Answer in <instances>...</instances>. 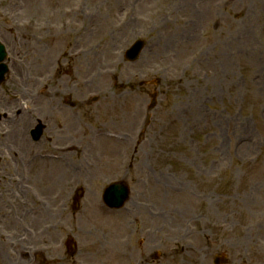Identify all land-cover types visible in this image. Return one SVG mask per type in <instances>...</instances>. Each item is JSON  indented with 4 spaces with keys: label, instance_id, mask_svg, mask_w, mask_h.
I'll return each instance as SVG.
<instances>
[{
    "label": "rangeland",
    "instance_id": "1",
    "mask_svg": "<svg viewBox=\"0 0 264 264\" xmlns=\"http://www.w3.org/2000/svg\"><path fill=\"white\" fill-rule=\"evenodd\" d=\"M0 40L10 66L0 88V238L10 264H36V253L42 264H153L152 253L159 264L222 255L264 264V0H0ZM42 90L51 102L26 108ZM75 113L92 128L88 143L104 126L134 140L82 145ZM15 120L25 155L67 150L69 172L16 164ZM38 120L44 136L33 143L27 130ZM115 181L131 188V215L102 204ZM146 231L157 236L148 242Z\"/></svg>",
    "mask_w": 264,
    "mask_h": 264
},
{
    "label": "bare ground",
    "instance_id": "2",
    "mask_svg": "<svg viewBox=\"0 0 264 264\" xmlns=\"http://www.w3.org/2000/svg\"><path fill=\"white\" fill-rule=\"evenodd\" d=\"M94 33H89L88 35H87V37H88V39H92V37H94ZM41 57H43L42 55H41ZM44 60H46V59H44ZM44 60L43 59H41V61L42 62H44ZM42 64V63H41ZM99 70L98 69H96V72H98ZM99 77H101V75H99ZM91 84V82H85L84 83V87L85 86H88V85H90ZM104 93H107V91H105L104 90ZM57 94V93H56ZM46 116H48L49 114L48 113H46L45 114ZM18 134H20V129H19V127H18V130H17V133H16V136H14L13 137V139L17 142V146H19L20 148H22V147H24L25 148V146H27L26 144H25V138L24 137H19L18 136ZM93 137H94V135H93ZM95 138V137H94ZM98 140H100V139H98ZM133 141V140H132ZM120 144H124V143H122L121 141H118ZM76 144V143H75ZM72 146H75V147H78V148H80L81 150H83V153L85 154V147H82V146H77V145H72ZM75 151H77V150H75ZM88 151V150H87ZM102 152H103V154L104 153H107L106 154V156L104 157V159H107V155H108V153H110V154H113L110 150H107V148L106 147H104L102 150H101ZM86 155V154H85ZM72 156L73 155H69L68 154V151L67 150H64V153H63V157L62 158H60V159H56V158H53V157H51L49 160H43V159H41V158H34V161H33V163H32V165H31V167L34 165V163L36 162V161H38V162H48V163H51V164H57V162H59V160H63L64 161V165H62V171H64V172H69V171H67L68 170V167H67V162L72 158ZM82 158H85V157H82ZM86 158H87V155H86ZM100 158H101V156H100ZM26 160V159H25ZM60 163V162H59ZM106 163H108V162H106ZM99 164V161H98V163H96L93 167H92V171H95L96 170V168H97V165ZM66 168V169H65ZM82 168V167H81ZM80 171H81V169H80ZM44 205V204H43ZM2 244H4L3 242H0V245H2ZM4 251H6V252H8V253H10V251L9 250H4ZM6 254V259L8 260L9 259V254ZM5 258H4V262H7V260H6Z\"/></svg>",
    "mask_w": 264,
    "mask_h": 264
},
{
    "label": "water",
    "instance_id": "3",
    "mask_svg": "<svg viewBox=\"0 0 264 264\" xmlns=\"http://www.w3.org/2000/svg\"><path fill=\"white\" fill-rule=\"evenodd\" d=\"M4 68H5V71L2 73V75L0 76V84L2 83V82H4L5 81V75H6V73L8 72V70L6 69V67L4 66ZM117 188H123V186L122 185H117L116 186ZM125 191H127V189L124 187L123 188ZM108 191V190H107Z\"/></svg>",
    "mask_w": 264,
    "mask_h": 264
}]
</instances>
